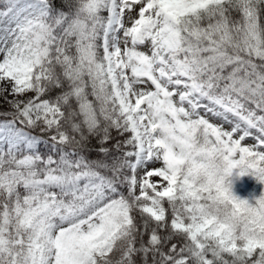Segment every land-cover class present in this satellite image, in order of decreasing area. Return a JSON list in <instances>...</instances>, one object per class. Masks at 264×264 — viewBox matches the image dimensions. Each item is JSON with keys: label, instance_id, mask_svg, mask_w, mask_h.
<instances>
[{"label": "snow or ice", "instance_id": "snow-or-ice-1", "mask_svg": "<svg viewBox=\"0 0 264 264\" xmlns=\"http://www.w3.org/2000/svg\"><path fill=\"white\" fill-rule=\"evenodd\" d=\"M0 96V264H264V0H0Z\"/></svg>", "mask_w": 264, "mask_h": 264}, {"label": "clouds", "instance_id": "clouds-1", "mask_svg": "<svg viewBox=\"0 0 264 264\" xmlns=\"http://www.w3.org/2000/svg\"><path fill=\"white\" fill-rule=\"evenodd\" d=\"M198 159H202L205 166L198 170L197 181L212 187L220 185L223 162L220 160L218 153L208 151ZM206 211L211 215L218 216L222 222L229 225H235L239 221V213L234 212L223 196L214 198Z\"/></svg>", "mask_w": 264, "mask_h": 264}, {"label": "rangeland", "instance_id": "rangeland-1", "mask_svg": "<svg viewBox=\"0 0 264 264\" xmlns=\"http://www.w3.org/2000/svg\"><path fill=\"white\" fill-rule=\"evenodd\" d=\"M5 95H6V94H5ZM8 99L11 100L12 97L9 96ZM0 111H11L10 105L4 100V96H0ZM0 119H3V117L0 116ZM212 122H213V123H217V124L220 123V121H219V120H216V119H212ZM224 127H225L226 129H228V128L231 127V125H229V124H224ZM243 143L246 144V145H252L253 143H255V141L252 140V139H246ZM159 166H160L159 164H153V163H149V164H148V168L159 167ZM140 174H141V173H137L138 178H139V175H140ZM233 174H235V175H236L237 177H239V178L241 177V175H239L238 170H233ZM157 179H158V178H156V177H152V180H153V181H156ZM234 186H235L236 189H242V188L244 187V186H243V179H239L238 181L235 180L234 183H232V191H233V193H236V195H237L239 198L244 199V198H245L244 192H238V191H236V190H233ZM138 192H139V188H137V193H138ZM246 200H248V199H246ZM248 201H249V200H248ZM249 202H250V201H249ZM250 203H251V202H250Z\"/></svg>", "mask_w": 264, "mask_h": 264}, {"label": "trees", "instance_id": "trees-1", "mask_svg": "<svg viewBox=\"0 0 264 264\" xmlns=\"http://www.w3.org/2000/svg\"><path fill=\"white\" fill-rule=\"evenodd\" d=\"M230 177H232V175ZM243 178H245L244 181L247 184V187H246L247 190L244 191V195L251 203L254 204L255 201L253 202V200L251 199L252 198L251 196L253 195V199L256 200L257 198L261 197V195H264V183L259 182L252 175H243ZM249 189H253L252 195H251V190Z\"/></svg>", "mask_w": 264, "mask_h": 264}]
</instances>
